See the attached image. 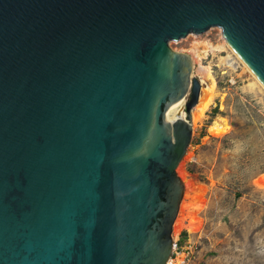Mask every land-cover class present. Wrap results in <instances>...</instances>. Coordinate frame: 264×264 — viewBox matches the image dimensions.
<instances>
[{
    "label": "water",
    "instance_id": "1",
    "mask_svg": "<svg viewBox=\"0 0 264 264\" xmlns=\"http://www.w3.org/2000/svg\"><path fill=\"white\" fill-rule=\"evenodd\" d=\"M212 29L264 87V0H0V264H169Z\"/></svg>",
    "mask_w": 264,
    "mask_h": 264
},
{
    "label": "rangeland",
    "instance_id": "2",
    "mask_svg": "<svg viewBox=\"0 0 264 264\" xmlns=\"http://www.w3.org/2000/svg\"><path fill=\"white\" fill-rule=\"evenodd\" d=\"M194 37L170 45L189 54ZM197 40L216 44L222 36L212 29ZM226 56L210 53L202 60L213 69L217 94L193 125L178 168L187 180L181 177L185 196L174 226L172 264H264V92L250 85L253 78L242 68L226 70ZM193 76L201 81L195 68ZM215 122L219 132L213 133Z\"/></svg>",
    "mask_w": 264,
    "mask_h": 264
},
{
    "label": "bare ground",
    "instance_id": "3",
    "mask_svg": "<svg viewBox=\"0 0 264 264\" xmlns=\"http://www.w3.org/2000/svg\"><path fill=\"white\" fill-rule=\"evenodd\" d=\"M194 38L196 39V41L192 43L191 45L192 47H190L189 50V55L193 59L194 67L201 80L200 81L201 93H200L199 102L192 112L193 125L199 122L204 117L205 113L210 109V107L214 105V101H215L214 99L217 94V82L214 76L213 69L210 66H204L202 64V60L204 59L206 60L210 53L212 54L226 53L227 56L221 58L222 64L234 71H238V69L242 68L247 73H249V75L253 78V82L250 85L264 92L263 85L247 68V66L241 61V59L235 54V52L229 47V45L227 44L226 40L223 37L222 40L216 44H211L212 42H205V41L198 42L197 41L198 36ZM184 106H185V101H184ZM185 116L186 113L183 108L182 117L184 118ZM211 130L213 131V133L219 132L218 124L216 122L212 125ZM181 177H183L185 181L187 180L185 174L181 173ZM189 231L193 232V229H189ZM172 262H173L172 260L169 261L170 264H172ZM177 264H182V262L179 261V263Z\"/></svg>",
    "mask_w": 264,
    "mask_h": 264
},
{
    "label": "built area",
    "instance_id": "4",
    "mask_svg": "<svg viewBox=\"0 0 264 264\" xmlns=\"http://www.w3.org/2000/svg\"><path fill=\"white\" fill-rule=\"evenodd\" d=\"M218 30H219V29H218ZM219 31H220V33H221V36L223 37L221 30H219ZM198 37H201V36H198ZM197 41H198V40H197ZM198 42H199V41H198ZM223 67H225L226 70H228V71H233V70L227 68L225 65H223ZM222 73H223V74H227V72H222ZM228 82H229L231 85H235V84L237 83V81H236V79H235L234 77H231V80H228Z\"/></svg>",
    "mask_w": 264,
    "mask_h": 264
},
{
    "label": "trees",
    "instance_id": "5",
    "mask_svg": "<svg viewBox=\"0 0 264 264\" xmlns=\"http://www.w3.org/2000/svg\"><path fill=\"white\" fill-rule=\"evenodd\" d=\"M189 172L192 173V171L189 169Z\"/></svg>",
    "mask_w": 264,
    "mask_h": 264
}]
</instances>
